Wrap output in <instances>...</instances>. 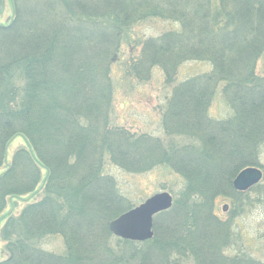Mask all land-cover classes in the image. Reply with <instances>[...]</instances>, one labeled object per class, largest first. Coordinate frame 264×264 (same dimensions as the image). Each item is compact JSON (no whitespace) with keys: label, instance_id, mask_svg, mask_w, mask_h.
<instances>
[{"label":"trees","instance_id":"obj_1","mask_svg":"<svg viewBox=\"0 0 264 264\" xmlns=\"http://www.w3.org/2000/svg\"><path fill=\"white\" fill-rule=\"evenodd\" d=\"M208 1L13 0L14 19L0 26V170L15 138H24L27 146L0 175V214L10 198L37 192L39 162L48 170L46 188H52L47 202L54 204V189L65 203L70 197L59 196L64 190L79 195V203L72 198L64 205L70 209L65 223L57 222L56 213L57 225H65L75 241L80 227L91 231L131 209L116 197L111 178L101 176L106 164L130 174L165 167L189 183L187 193L178 194L173 208L155 218V237L146 242L137 264H187L189 255L192 264H253L240 254L225 256L233 222L242 213L231 208V219L224 222L215 215V201L230 193L236 198L232 178L243 169L264 170L259 160L264 79L255 74L264 54V0H217L221 7L215 21L204 11ZM149 18L172 21L178 30L145 40L129 72L149 79L150 71L160 68L172 86L187 63L213 68L173 86L161 114L165 140L106 129L112 103L109 70L121 53L123 31ZM248 54L249 66H236V59ZM219 85L233 112L223 121L209 116ZM66 180L76 184L74 189ZM261 187L254 195L264 201ZM108 197L116 208L106 206ZM261 202L247 200V209L264 207ZM39 206L29 205L19 218L8 219L6 228L11 234L18 230L22 240L14 242L20 249L1 264H128L96 252L97 246L81 236L80 249L67 243L66 253L44 258L38 242L57 226L55 217H48V205ZM21 245L34 250L26 253Z\"/></svg>","mask_w":264,"mask_h":264},{"label":"rangeland","instance_id":"obj_2","mask_svg":"<svg viewBox=\"0 0 264 264\" xmlns=\"http://www.w3.org/2000/svg\"><path fill=\"white\" fill-rule=\"evenodd\" d=\"M204 6L205 13L210 11L213 16V21L217 20L218 15L220 14L219 7H221L218 5V1H208ZM14 10L13 0H3L2 4L0 3V26L7 27L11 25L15 16ZM260 20L261 16H259V22ZM140 22L141 23L135 24L129 29L123 31L121 53L118 55L119 57H116L113 64H111L109 70L112 103L110 109L108 110V115L105 117V121L109 126L107 128L106 125V129L111 131L122 129L130 134H148L152 137L162 138L165 140L166 134L162 130L163 121L161 114L163 112L162 110H164L167 105L168 98L171 96L173 86L177 84L179 80L183 81L189 77L210 74L212 73L213 68L210 63H187L179 69L177 81L172 86L167 85L164 73L160 70V68H154L151 70L149 79L147 77L146 79L138 78L135 74L129 71L132 70L131 65L133 61L138 60L141 57L144 45L143 42L147 39L157 38L166 32L178 30V27L171 23L172 21L164 19L149 18ZM226 22H228V20ZM251 59L252 54L242 56L241 58L236 59V66L240 67L242 62L249 66ZM255 74L257 77L264 79V54L255 65ZM262 83L264 85V82ZM222 87L223 85H219V90L209 109V116L216 121L229 119L233 115V112L227 105V99L223 97ZM26 146L27 143L22 137L15 138L9 144L5 164L0 170V175L5 172L7 165L9 166L11 164L15 153ZM107 158L108 157H106L105 160H107ZM259 160L261 161L260 164L264 166V147L259 155ZM175 172L176 171H171L165 167H158L146 173L130 174L118 167L106 164L100 174L101 176L103 175L111 178L113 181L111 182L113 185L112 188L117 193L116 197L124 200L128 207L131 208L130 210H132L159 193H170L173 196L174 203L178 197L177 195L180 194L182 197L181 194L186 190L184 192L185 195L187 193V186H189V183L187 184V181L185 182L184 179H182V177ZM38 175L39 180L37 192L18 198H10L5 210L0 214V264L11 258L10 256L12 255L9 254L14 248H19L14 242L22 240L20 235H17L18 230H13V233L15 234H11L12 231L10 232V230L8 231V228H6L8 219L19 218L26 207L36 203H38V206L42 205L40 209H43V203L48 205V209L53 212H51L48 217L50 219L55 217V224L57 226L56 230L53 231L55 232L53 235H47L42 242H38V254H41L44 258H49L48 256H50V258H54V256H60L63 253H66L67 243L73 245V247L75 244V247L80 249L81 246L79 245L78 237L81 236L87 238L84 240L93 244L90 246L91 244L85 243L86 247L97 246L95 247V251L98 253L110 254V257L113 259L122 258L123 261L128 262V264L138 263L140 260V253L146 252V242L148 241L141 243L134 242L136 244H133L130 241L126 242L125 240L115 237L109 230V224L112 221L118 219L130 210L115 216V218L107 221L102 227L94 228L91 231H89L85 226L80 227V231L75 234V241L73 239L70 241L72 234L70 235V232H67L66 230V226L62 225V223L67 221L64 216L67 215L69 213L68 210H70L64 205L72 201V198L79 203L77 201L79 195L76 194V192L71 195L70 191L68 192L64 190L59 196L70 197L69 202L65 203V200L59 199L57 190L55 191L53 188L52 197H54V204H51L52 202L49 203L45 199L46 197H50L49 190L52 189L49 188L48 190L46 188L48 182L47 177L49 175L48 170L44 166L40 165L39 162ZM235 178L236 176L232 178V182ZM63 181L65 182V180ZM262 182L245 193L235 191V193H238L236 198L231 196L229 191H227V193H230V196H219L216 198L215 215L220 220L225 222L231 219V207L232 210H235V213H242L240 216L235 218L233 222L234 228L232 230L233 234L231 233V243L227 250V254H225L227 257L240 254L239 256H246L253 260L255 262H253V264H264V207L259 205V202L264 201L263 199L256 198L257 194L254 195V193L260 192V185L263 186L261 188L264 189V183ZM56 184L65 183L57 182ZM73 184L75 183L68 185L73 188L76 185ZM106 185L109 189H111L110 185ZM189 188L190 190H193L192 188H194V186L190 184ZM231 199H233V203H231ZM111 200L109 201V197L107 198L106 206L116 208V204H111V202L115 201ZM247 200H251L259 204H255L251 206V209H247ZM125 203L124 205L126 206ZM117 204L119 207L118 202ZM225 206L228 207L227 211H224ZM244 208L245 210L243 211ZM58 210H61L62 212H57ZM56 213H58L57 222H62L61 224L58 223V225L56 223ZM157 216H159V214L154 217V221ZM21 246L22 248L25 247L24 245ZM25 248H23V251H26V253H32L34 250ZM88 251L92 252V250ZM21 255H23L22 252ZM91 255H94V253L92 252ZM185 260L187 264H192L194 257L189 255V257ZM60 263L65 264L63 262Z\"/></svg>","mask_w":264,"mask_h":264},{"label":"water","instance_id":"obj_3","mask_svg":"<svg viewBox=\"0 0 264 264\" xmlns=\"http://www.w3.org/2000/svg\"><path fill=\"white\" fill-rule=\"evenodd\" d=\"M262 172L247 168L239 173L233 187L239 192H246L262 180ZM173 206V197L167 192L159 193L123 214L109 224L110 232L117 238L130 242H146L154 238V217L168 211ZM225 208L224 210H226Z\"/></svg>","mask_w":264,"mask_h":264},{"label":"flooded vegetation","instance_id":"obj_4","mask_svg":"<svg viewBox=\"0 0 264 264\" xmlns=\"http://www.w3.org/2000/svg\"><path fill=\"white\" fill-rule=\"evenodd\" d=\"M247 168H249V167H247ZM247 168H245V169H247ZM245 169H243V170H245ZM242 170V171H243ZM260 170H261V172H262V175H263V177L262 178H264V170L262 169V168H260ZM234 182V181H233ZM233 182H232V184H233ZM232 208V207H231ZM231 210V209H230Z\"/></svg>","mask_w":264,"mask_h":264}]
</instances>
